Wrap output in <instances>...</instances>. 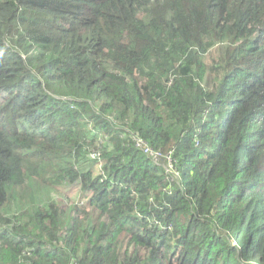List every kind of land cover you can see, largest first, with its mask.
Returning a JSON list of instances; mask_svg holds the SVG:
<instances>
[{"label":"trees","instance_id":"16d2710c","mask_svg":"<svg viewBox=\"0 0 264 264\" xmlns=\"http://www.w3.org/2000/svg\"><path fill=\"white\" fill-rule=\"evenodd\" d=\"M0 95V264H264V0H0Z\"/></svg>","mask_w":264,"mask_h":264},{"label":"clouds","instance_id":"9594fccd","mask_svg":"<svg viewBox=\"0 0 264 264\" xmlns=\"http://www.w3.org/2000/svg\"><path fill=\"white\" fill-rule=\"evenodd\" d=\"M3 97L4 100H0L1 102V105H0V117L2 116H5V114L8 112L9 108H8V102H6V100H8V96L6 95H0V97ZM2 108H5L6 109V112L5 113H1V110ZM8 120L10 121L11 119L8 117ZM12 122V125L15 126V130L16 132L18 133L23 127H22V121L20 122H15V121H10ZM137 141V145L138 146H142L143 147V150H144V153L149 155L150 158L156 163V164H159V160L161 159L160 155H158L156 152H153L152 150H150L147 146H145L144 142L142 140H136ZM93 157L95 158L96 157V153H93L92 154Z\"/></svg>","mask_w":264,"mask_h":264},{"label":"rangeland","instance_id":"374dc122","mask_svg":"<svg viewBox=\"0 0 264 264\" xmlns=\"http://www.w3.org/2000/svg\"><path fill=\"white\" fill-rule=\"evenodd\" d=\"M0 100H4V98L1 96ZM1 105V102H0ZM6 109L2 108L1 113H5ZM58 192H60L62 195L67 196L73 201L82 203L84 201V194L81 192L80 185L77 183L76 185H64L61 188L58 189ZM64 209V206H62Z\"/></svg>","mask_w":264,"mask_h":264}]
</instances>
